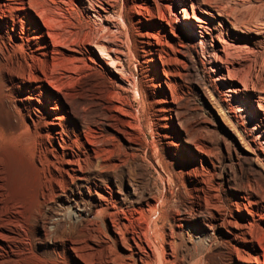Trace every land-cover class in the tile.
Here are the masks:
<instances>
[{
	"label": "bare ground",
	"instance_id": "obj_1",
	"mask_svg": "<svg viewBox=\"0 0 264 264\" xmlns=\"http://www.w3.org/2000/svg\"><path fill=\"white\" fill-rule=\"evenodd\" d=\"M70 1L0 0V264H264L263 2L136 0L131 15L82 0L100 20L87 28L63 17ZM187 36L210 40L238 165L253 167L235 185L213 180L212 148L178 119ZM77 55L107 75L96 89ZM128 56L159 92L156 121L125 96L148 92Z\"/></svg>",
	"mask_w": 264,
	"mask_h": 264
},
{
	"label": "rangeland",
	"instance_id": "obj_2",
	"mask_svg": "<svg viewBox=\"0 0 264 264\" xmlns=\"http://www.w3.org/2000/svg\"><path fill=\"white\" fill-rule=\"evenodd\" d=\"M246 1L252 2L253 0ZM259 2L264 3V0H260ZM157 3L159 5H165L170 4V1L157 0ZM263 3L262 5L264 9ZM69 5H67L68 7L66 5V7L64 5H58L59 8L60 6L62 7L60 9L63 17L70 18L74 22L80 21L87 28L100 25V20L96 17V14L92 11V9L89 10V5L86 2H83L82 0H71ZM117 6L118 10L121 9L123 14L129 13L132 15L137 12L136 0H117ZM174 11L179 19L183 17L180 10L175 9ZM165 12L168 15V12ZM136 35H138V33H135V37L137 39L138 36ZM186 42L185 39H181V41L179 40L178 42L175 40L174 42V49H180L185 52V60L181 64H178L180 74L175 77H170V80L175 82V87L172 88V95L175 103L177 104L178 119L180 120L181 126L184 130L191 135L196 133L200 136V138L203 137L202 139L205 143H207L206 145L212 148V165L209 169L212 171L213 180L215 182L224 183L225 179L224 184H226V179L229 177L230 182L235 185L237 171L242 169L243 178L245 179L253 172V167L248 160H241L240 165H238V161L235 156L236 151L234 150L235 145L231 141L232 136L234 137V134H231L233 133L231 129H233L234 121L228 117L224 104L221 101L223 97L216 88V77H214L208 70V62L211 60L212 55L210 40L208 39L204 43L203 41H200L197 36V39L194 38L191 41L190 37L187 36ZM183 43L186 48L182 49L181 45H183ZM77 58H83L81 62L89 67V69L91 68L90 70L87 69L85 74L83 73L84 75H82L83 78H81L80 82L82 87L92 89H94V86L95 89L99 87L103 81L106 80L107 75L98 67L93 65L88 59L85 58V60L84 57L80 55H77ZM137 60L138 56L135 58L128 56L127 59H124L123 64L126 71L125 75L130 81H132V83H137L136 85L142 87L145 92L148 91L146 92L147 97L146 99H142L138 94L141 99L138 100L139 97L137 96L136 91L132 90L131 87H129L130 92L125 96H130L131 100L133 99V108L138 110L139 115L142 118V123H144V121L146 123L150 120L153 122L156 121V117L159 115L157 110V101L160 99V95L159 92H154L152 87L154 85L153 79L147 77L145 71H141L140 66L137 64ZM96 84H98V86ZM139 87L137 92H140L141 90ZM202 94H205L207 98L211 100V105L204 101ZM148 131V128L145 129L148 142L150 143L151 135ZM238 155L240 154L238 153ZM217 191L218 193H221V197L224 200L225 198L227 200V195L231 193L230 190L223 191V188H220L219 190L217 189Z\"/></svg>",
	"mask_w": 264,
	"mask_h": 264
}]
</instances>
